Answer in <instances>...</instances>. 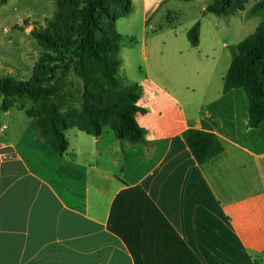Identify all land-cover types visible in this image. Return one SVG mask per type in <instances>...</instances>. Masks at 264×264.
<instances>
[{
	"label": "crops",
	"instance_id": "0c3cea01",
	"mask_svg": "<svg viewBox=\"0 0 264 264\" xmlns=\"http://www.w3.org/2000/svg\"><path fill=\"white\" fill-rule=\"evenodd\" d=\"M132 1L116 27L125 75L143 91L147 143L72 128L61 156L26 115L32 102L0 108V264H264V124L249 126L244 89L224 92L244 25L227 35L204 25L214 0H198L187 40H159L154 22L171 0ZM246 5L245 20L259 15ZM189 129L215 134L224 152L199 165Z\"/></svg>",
	"mask_w": 264,
	"mask_h": 264
},
{
	"label": "trees",
	"instance_id": "16d2710c",
	"mask_svg": "<svg viewBox=\"0 0 264 264\" xmlns=\"http://www.w3.org/2000/svg\"><path fill=\"white\" fill-rule=\"evenodd\" d=\"M10 1L0 0V7ZM248 1L214 0L206 11L228 17L243 11ZM56 3L58 12L47 21V29L31 32L43 50L32 78H0L1 110L8 111L14 99H29L33 105L26 115L40 137L61 156L69 150L66 133L72 128L95 137L109 128L118 140L146 144L147 132L136 120L139 113H145L139 106L143 91L125 75L120 56L125 38L116 27L118 19L132 14L133 1ZM261 8L264 0L252 9V14ZM200 33V23L189 30L188 39L193 47L199 46ZM231 54L224 92L244 89L249 101V126L258 129L264 124V18L253 34L231 47ZM75 80L82 85L80 93ZM183 137L201 166L224 152L215 134L189 129Z\"/></svg>",
	"mask_w": 264,
	"mask_h": 264
},
{
	"label": "rangeland",
	"instance_id": "374dc122",
	"mask_svg": "<svg viewBox=\"0 0 264 264\" xmlns=\"http://www.w3.org/2000/svg\"><path fill=\"white\" fill-rule=\"evenodd\" d=\"M212 1L204 0L209 4ZM262 1L249 0L246 10L252 9ZM56 2L57 0H11L0 7V78L20 81H28L32 78L34 67L43 50L31 32L47 29V21L53 19L58 12ZM201 8L202 2L198 0H171L161 10L154 22L158 39L166 40L177 34L187 40L183 32L191 20L201 18ZM257 14L259 15L248 20H245V11L239 12L231 18L218 19L216 16L210 15L208 18H202V22L204 25L229 26L223 35L234 32V29H238V25H244V29H240L243 34L242 40H244L255 32L256 25H259L264 18V8H261ZM249 16H251L250 10L247 12V17ZM176 29L178 30L177 33H175ZM154 34V31L150 32V35L153 36ZM233 42L237 44L240 41L235 40ZM25 101L31 102L29 99H19V103Z\"/></svg>",
	"mask_w": 264,
	"mask_h": 264
}]
</instances>
